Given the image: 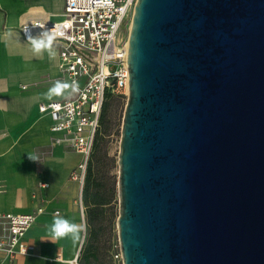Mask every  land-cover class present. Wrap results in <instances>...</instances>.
Wrapping results in <instances>:
<instances>
[{"label": "water", "instance_id": "water-1", "mask_svg": "<svg viewBox=\"0 0 264 264\" xmlns=\"http://www.w3.org/2000/svg\"><path fill=\"white\" fill-rule=\"evenodd\" d=\"M122 264H264V0H136Z\"/></svg>", "mask_w": 264, "mask_h": 264}, {"label": "crops", "instance_id": "crops-1", "mask_svg": "<svg viewBox=\"0 0 264 264\" xmlns=\"http://www.w3.org/2000/svg\"><path fill=\"white\" fill-rule=\"evenodd\" d=\"M62 11L63 0H0V211L42 207L24 233L26 252L10 257L0 251V264H65L55 260L56 253L71 259L79 256L82 244V234L80 242L49 234L53 213L77 224L84 220L77 203L79 185L70 179L80 154L53 141L51 118L38 110L40 101L65 97L71 88L47 98L57 81L67 83L60 77L58 44L51 42L36 54L19 30L25 20L57 19Z\"/></svg>", "mask_w": 264, "mask_h": 264}, {"label": "built area", "instance_id": "built-area-1", "mask_svg": "<svg viewBox=\"0 0 264 264\" xmlns=\"http://www.w3.org/2000/svg\"><path fill=\"white\" fill-rule=\"evenodd\" d=\"M136 0H63L62 15L25 20L19 30L25 41L31 33L47 32L58 44L60 77L77 90L62 98L43 100L38 110L51 118L53 141L64 143L80 154L70 172L77 181V203L83 216L82 193L88 163L99 130L102 107L108 95L128 93L127 23ZM29 42V41H28ZM41 185L46 186L47 183ZM34 211H0V251L10 257L26 252L24 233L34 222ZM55 260L78 264V255L64 260L60 252Z\"/></svg>", "mask_w": 264, "mask_h": 264}, {"label": "rangeland", "instance_id": "rangeland-1", "mask_svg": "<svg viewBox=\"0 0 264 264\" xmlns=\"http://www.w3.org/2000/svg\"><path fill=\"white\" fill-rule=\"evenodd\" d=\"M54 10L59 11V5ZM126 99V94L113 93L108 95L102 107L83 185L84 220L79 224L83 237L78 264H122L116 221L119 200L117 160Z\"/></svg>", "mask_w": 264, "mask_h": 264}, {"label": "clouds", "instance_id": "clouds-1", "mask_svg": "<svg viewBox=\"0 0 264 264\" xmlns=\"http://www.w3.org/2000/svg\"><path fill=\"white\" fill-rule=\"evenodd\" d=\"M26 39L31 43L32 49L36 54H40L46 48L51 47L52 37L47 32L38 33L36 35L29 33ZM69 88L75 91L78 85L75 82L69 85L68 83L57 81L45 95L47 98L60 96ZM28 158L32 161L38 160L35 156H28ZM82 230L81 225L61 216L58 212L53 213L52 221L49 225V234L53 239H71L72 241H78Z\"/></svg>", "mask_w": 264, "mask_h": 264}, {"label": "trees", "instance_id": "trees-1", "mask_svg": "<svg viewBox=\"0 0 264 264\" xmlns=\"http://www.w3.org/2000/svg\"><path fill=\"white\" fill-rule=\"evenodd\" d=\"M101 117V116H100ZM86 176H87V174H86ZM86 178V177H85Z\"/></svg>", "mask_w": 264, "mask_h": 264}]
</instances>
